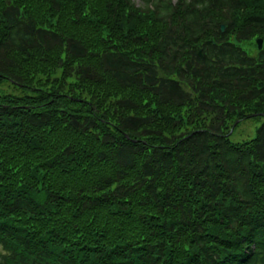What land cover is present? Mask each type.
Wrapping results in <instances>:
<instances>
[{
  "label": "trees",
  "instance_id": "trees-1",
  "mask_svg": "<svg viewBox=\"0 0 264 264\" xmlns=\"http://www.w3.org/2000/svg\"><path fill=\"white\" fill-rule=\"evenodd\" d=\"M141 2L0 0V264H264V0Z\"/></svg>",
  "mask_w": 264,
  "mask_h": 264
},
{
  "label": "rangeland",
  "instance_id": "rangeland-1",
  "mask_svg": "<svg viewBox=\"0 0 264 264\" xmlns=\"http://www.w3.org/2000/svg\"><path fill=\"white\" fill-rule=\"evenodd\" d=\"M134 1L138 6L143 5L141 0H134ZM173 2L176 3L177 0H173ZM256 126L257 124L253 122L251 119L240 120V125L238 126V129L236 130V133L234 134L233 139L236 141H241V140H247V139L252 138L255 134Z\"/></svg>",
  "mask_w": 264,
  "mask_h": 264
},
{
  "label": "water",
  "instance_id": "water-1",
  "mask_svg": "<svg viewBox=\"0 0 264 264\" xmlns=\"http://www.w3.org/2000/svg\"><path fill=\"white\" fill-rule=\"evenodd\" d=\"M221 28H222V31H225L226 25L223 24ZM257 43H258L259 48L261 49L262 46H263V39H262V38H258V39H257ZM201 54H202V51H199V55H201ZM237 122H238V121H237ZM237 122H236V123H237Z\"/></svg>",
  "mask_w": 264,
  "mask_h": 264
}]
</instances>
